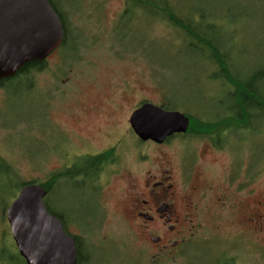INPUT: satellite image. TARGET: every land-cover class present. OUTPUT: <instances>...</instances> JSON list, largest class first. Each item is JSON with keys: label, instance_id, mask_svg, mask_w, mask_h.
Returning a JSON list of instances; mask_svg holds the SVG:
<instances>
[{"label": "rangeland", "instance_id": "374dc122", "mask_svg": "<svg viewBox=\"0 0 264 264\" xmlns=\"http://www.w3.org/2000/svg\"><path fill=\"white\" fill-rule=\"evenodd\" d=\"M51 1L65 19L71 41L35 74L32 88L14 83L0 89V264H20L4 216L6 209L23 184H40L70 167L83 147V120L112 122L105 131L115 137L125 133V119L139 100L156 105L165 101L172 107L165 110L202 118L213 115L227 96L211 76L206 49L177 38L167 21L158 19L160 13L153 9L158 7L129 4L130 14H126L121 11L123 0ZM167 1L209 38L215 40L214 31L206 28H222L218 42L225 51V41L233 38L235 28L234 50L244 51L242 46L248 50L250 62L245 70L264 64V60L258 63L264 46V0ZM234 50L237 63L245 68ZM251 123L256 128L254 135H261L245 144L232 140L230 154L247 162L249 184L257 175L264 195V118L253 117ZM127 138L137 144L134 136ZM204 144L188 136L171 147V156L195 154L197 163L192 168L208 174L216 185L230 155L227 151L215 155ZM237 147L239 153L233 150ZM128 153L132 163L134 152ZM174 160L178 161L176 156ZM79 163L77 159L70 168L77 176L52 180L44 198L46 206L62 218L65 230L78 237L82 246L87 242L99 264H149L145 241L115 202L121 179L112 180L97 201L83 187ZM159 165L154 161L150 167ZM229 214L214 220L206 211L199 219L202 228L193 231L166 264H227L230 258L235 264H264V233L258 236L249 227L239 232L235 215Z\"/></svg>", "mask_w": 264, "mask_h": 264}, {"label": "flooded vegetation", "instance_id": "af4514ba", "mask_svg": "<svg viewBox=\"0 0 264 264\" xmlns=\"http://www.w3.org/2000/svg\"><path fill=\"white\" fill-rule=\"evenodd\" d=\"M127 5L123 0L121 11ZM37 73H29L19 84L25 86L24 82ZM144 102L143 99L135 102L125 119V133L115 137L105 131L111 128L112 122L101 119L94 122L83 120V138L80 142L83 147L79 153H75V161L78 159L83 169V187L97 201L112 180L121 179L123 185L115 202L145 241L149 251V264H166L173 259L189 237L202 228L199 219L206 211H210L214 220L225 217L226 212H230L229 217H236L235 227L239 232L249 227L261 236L264 233V195L260 194L257 175L249 184L247 162L230 154L232 140L226 147H216L210 140L197 137L213 154L228 152L230 155V162L228 161L226 169L224 165L222 178L215 185L209 180L208 174H201L192 168L197 163L195 154H189L185 158L175 155L178 161L174 160L175 156H171V147L181 144L186 138L185 134L172 135L161 144L137 140L129 130L128 121L130 114ZM128 135L134 136L137 144H133L127 138ZM151 148L155 149L154 154L149 153ZM240 149L237 147L233 150L237 152ZM129 150L134 152L132 163L128 158L131 155ZM178 153L181 156L182 153ZM201 153L205 154L203 151ZM75 161L68 167L71 168ZM154 161H159L160 165L151 168ZM247 199H250L249 204ZM211 202L212 209L209 208ZM85 244L83 264H99L95 262L94 252Z\"/></svg>", "mask_w": 264, "mask_h": 264}, {"label": "water", "instance_id": "95a60500", "mask_svg": "<svg viewBox=\"0 0 264 264\" xmlns=\"http://www.w3.org/2000/svg\"><path fill=\"white\" fill-rule=\"evenodd\" d=\"M62 38L60 21L47 0H0V80L28 62L45 60ZM129 124L139 140L161 144L185 133L189 120L180 112L144 103L131 114ZM45 196L43 187L28 184L5 211L19 255L26 264H76L74 239L48 212Z\"/></svg>", "mask_w": 264, "mask_h": 264}, {"label": "trees", "instance_id": "16d2710c", "mask_svg": "<svg viewBox=\"0 0 264 264\" xmlns=\"http://www.w3.org/2000/svg\"><path fill=\"white\" fill-rule=\"evenodd\" d=\"M128 4L126 6V14H130L129 4L135 7L155 6L153 8L158 19L167 21L177 34V38L182 42H189L194 45L201 46L206 49L207 61L210 63L212 78L217 81L218 86L223 93L227 96L224 102H219L215 113L211 116L199 118L195 113L192 115L184 114L189 119V128L187 135L192 137L204 138L210 140L214 146L226 147L231 140L240 141L245 144L250 139L253 141L255 126L251 123L252 118H264V64H258L256 67L251 68L250 71L245 70L249 67L248 50L246 46H242L244 51L234 50L233 39H236L235 28L233 30V38L228 37L225 41L226 51L220 47L219 34L222 33V28L217 25H212L206 30H213L215 40L209 38L205 33L196 25L192 24L181 12L176 9L167 0H125ZM49 4L53 7L51 0ZM55 8V7H54ZM128 9V10H127ZM56 11V10H55ZM57 12V11H56ZM165 19V20H164ZM64 28L65 25H63ZM264 39V32L261 35ZM68 39L66 32L65 40ZM264 44V43H263ZM230 45V46H229ZM240 57V61L245 66H240L237 62V57L232 54V51ZM264 60V46L260 52L259 62ZM45 62L31 61L26 63L18 70L13 78L0 80V89H8L11 84L23 82V79L31 72H42L44 70ZM241 69H243L241 71ZM28 88H31V79L25 81ZM220 90V91H221ZM163 108H170L168 104H162ZM172 109V107L170 108ZM174 110V109H173ZM252 133V135L246 134ZM78 172L74 169H65L49 175L41 185L49 194L50 184L52 180L59 179L61 176L72 177L77 176ZM27 184V183H26ZM25 184L22 185V187ZM46 205V204H45ZM49 213L57 216L52 212L48 206ZM58 217V216H57ZM77 246V264H83V246L76 239ZM24 263V262H23ZM227 264H235L234 260L230 258Z\"/></svg>", "mask_w": 264, "mask_h": 264}]
</instances>
